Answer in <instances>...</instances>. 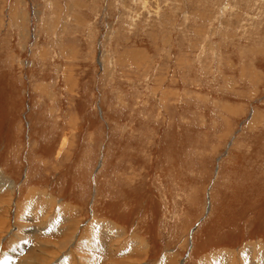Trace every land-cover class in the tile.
<instances>
[{
    "label": "rangeland",
    "instance_id": "374dc122",
    "mask_svg": "<svg viewBox=\"0 0 264 264\" xmlns=\"http://www.w3.org/2000/svg\"><path fill=\"white\" fill-rule=\"evenodd\" d=\"M0 222V264H264V0H0Z\"/></svg>",
    "mask_w": 264,
    "mask_h": 264
},
{
    "label": "bare ground",
    "instance_id": "6f19581e",
    "mask_svg": "<svg viewBox=\"0 0 264 264\" xmlns=\"http://www.w3.org/2000/svg\"><path fill=\"white\" fill-rule=\"evenodd\" d=\"M98 122V121H97ZM62 144L63 145H65L66 144V138H63V140H62ZM60 148V147H59ZM10 180V179H9ZM14 179H12V182H11V180L9 181V186H10V190L11 191H13V190H15V183H14V181H13ZM4 181V180H3ZM2 181V182H3ZM3 185V184H2ZM5 185V184H4ZM8 186V185H7ZM39 191V190H38ZM14 192V191H13ZM40 192H42V191H40ZM38 194H39V192H37ZM46 193V192H45ZM35 194V193H34ZM51 194V193H50ZM50 194H48V193H46L45 194V196L47 197V199H48V201L49 202H51V201H54V202H56V199H52V198H50V196L51 197H54V196H52V195H50ZM29 196V195H28ZM27 196V197H28ZM31 196V195H30ZM33 198V197H32ZM47 199H45V200H47ZM28 202V201H27ZM57 202H59L60 204H62L61 202H60V199H57ZM53 204V203H52ZM64 204V203H63ZM50 205V204H49ZM64 206H66V204L64 205ZM67 206H68V204H67ZM72 208H63L64 210H70L69 212H71V213H73V211H75V205L73 206V205H70ZM69 207V206H68ZM50 208H51V210L53 211L55 208H56V205H55V203L53 204V205H51L50 206ZM44 215V214H43ZM63 219L64 218H70L69 216H66L65 217V215H60ZM46 218V217H45ZM52 216H49L48 218H46V219H51L52 220ZM94 218H97L96 217V214H94L93 215V218L91 219V221H90V224H92V223H94L93 222V219ZM55 220V219H54ZM105 222H107V220L106 219H103ZM77 220H74V223H75V225L74 226H76V222ZM78 222H80V221H78ZM110 222V221H109ZM112 222V221H111ZM114 222V221H113ZM49 223V222H48ZM70 223V222H69ZM108 223V222H107ZM47 224V223H46ZM3 225H4V223H1L0 222V229H2V227H3ZM49 225V224H48ZM72 225V224H71ZM71 225H64V227L62 228L63 230L61 231H59L60 232V235H62V236H64V239H65V244L64 245H62L61 244V246H59V244H58V240H56V242H52L53 243V246L56 248V251L54 252L53 250L51 251V252H49L48 250H47V254L49 255V256H51V258L49 259L48 257H41L40 259H39V261H37V262H32L33 261V258H27V261H26V264H47L50 260H52V259H54V258H56V260L57 259H60L61 257V255L63 254V256L62 257H64V256H66V254L68 253V255L70 256V255H72V252H74V251H76L78 248H77V243H78V241L79 240H81V239H85V238H87L88 239V241L91 243L90 245H89V247H91V249H93L94 251H96L97 253H101V251H102V248H101V246H97L96 247V245H97V240H95V239H92L91 237H90V235H89V233L91 232H89L88 230H86L83 234H82V236L80 237V236H77L76 235V228L78 229V225H79V223L77 224V227H75V229H74V226L72 227ZM113 224H111V226L110 227H114L113 229L114 230H116L117 229V232L121 229V230H123L121 227H119V226H117V225H113ZM57 226V225H56ZM58 227V226H57ZM116 228V229H115ZM57 229V228H56ZM59 229V228H58ZM124 231V230H123ZM108 232V231H107ZM56 234H59V233H56ZM133 237V236H132ZM90 239V240H89ZM131 240H133V239H131ZM130 240V241H131ZM59 241H61V240H59ZM47 242V241H46ZM97 242V243H96ZM51 243V242H50ZM134 243H136L138 246V250L140 249V251H143V249L145 248V246H146V244L144 245V243H143V241L142 240H134ZM47 244V243H46ZM68 245V246H67ZM120 245V244H119ZM125 245V244H124ZM67 246V247H66ZM66 247V248H65ZM74 247V250H72V248ZM123 248V247H122ZM63 249V250H62ZM40 250H42V248L40 249ZM45 252V251H44ZM67 252V253H66ZM19 253V252H18ZM14 254V253H13ZM46 254V253H45ZM213 254V253H212ZM211 254V255H212ZM228 255H230V254H228ZM233 255V254H232ZM76 257H75V260L77 261L78 260V262H79V264H86L87 262H86V258L84 259V256H81V255H78V253H76V255H75ZM78 257V258H77ZM87 257V256H86ZM7 258V257H6ZM35 258V257H34ZM218 258V257H217ZM212 259H214V257H212ZM55 260V261H56ZM249 260V259H248ZM36 261V260H35ZM72 261L74 262V259H72ZM181 262L182 261H180V263H178V264H181ZM239 262V261H238ZM242 262H243V260H242ZM252 262H254V261H252ZM256 262V261H255ZM131 263V262H130ZM199 263V262H198ZM244 263V262H243ZM248 263V262H247ZM73 264H75V263H73ZM242 264V263H241ZM252 264H254V263H252Z\"/></svg>",
    "mask_w": 264,
    "mask_h": 264
}]
</instances>
